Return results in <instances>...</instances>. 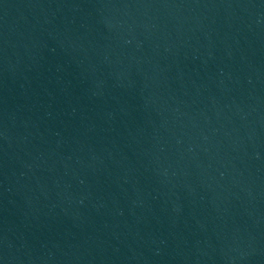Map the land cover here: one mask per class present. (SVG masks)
<instances>
[{
  "label": "water",
  "instance_id": "obj_1",
  "mask_svg": "<svg viewBox=\"0 0 264 264\" xmlns=\"http://www.w3.org/2000/svg\"><path fill=\"white\" fill-rule=\"evenodd\" d=\"M0 264H264V0H0Z\"/></svg>",
  "mask_w": 264,
  "mask_h": 264
}]
</instances>
